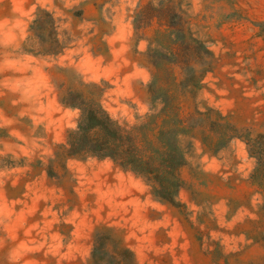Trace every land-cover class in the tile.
<instances>
[{
    "label": "rangeland",
    "instance_id": "rangeland-1",
    "mask_svg": "<svg viewBox=\"0 0 264 264\" xmlns=\"http://www.w3.org/2000/svg\"><path fill=\"white\" fill-rule=\"evenodd\" d=\"M103 111L178 118L168 183L72 151ZM0 264H264V0H0Z\"/></svg>",
    "mask_w": 264,
    "mask_h": 264
},
{
    "label": "trees",
    "instance_id": "trees-1",
    "mask_svg": "<svg viewBox=\"0 0 264 264\" xmlns=\"http://www.w3.org/2000/svg\"><path fill=\"white\" fill-rule=\"evenodd\" d=\"M163 105L160 115H166L171 109L169 103L164 102ZM171 120L173 123L170 126L164 121L158 136L161 146H155L148 141L145 133L139 144L134 143L130 133L104 111L100 116L84 113L78 130L72 134L70 144L74 152L89 147L93 155L111 158L138 174L154 175L158 180L164 175L160 183L165 184L169 182L165 178L173 173L182 158V152L173 139L179 132L176 128L181 122L176 116Z\"/></svg>",
    "mask_w": 264,
    "mask_h": 264
}]
</instances>
